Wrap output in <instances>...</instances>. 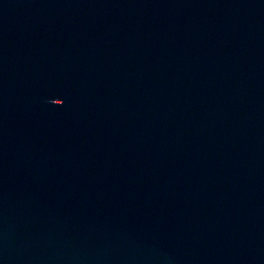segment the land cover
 I'll return each instance as SVG.
<instances>
[{
	"label": "water",
	"instance_id": "1",
	"mask_svg": "<svg viewBox=\"0 0 264 264\" xmlns=\"http://www.w3.org/2000/svg\"><path fill=\"white\" fill-rule=\"evenodd\" d=\"M0 264H264V0H0Z\"/></svg>",
	"mask_w": 264,
	"mask_h": 264
}]
</instances>
